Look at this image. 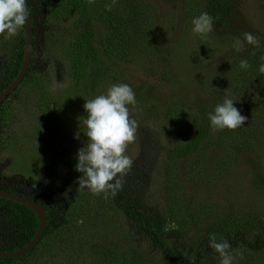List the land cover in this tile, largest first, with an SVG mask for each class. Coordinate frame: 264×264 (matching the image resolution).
<instances>
[{
	"label": "rangeland",
	"instance_id": "374dc122",
	"mask_svg": "<svg viewBox=\"0 0 264 264\" xmlns=\"http://www.w3.org/2000/svg\"><path fill=\"white\" fill-rule=\"evenodd\" d=\"M145 1L156 8L155 38L160 40V45L148 55L131 54L124 62L107 61L104 79L101 77L94 92L87 91L85 82H78L72 75V71L80 70L76 51L69 47L71 53L68 56L64 53L65 45L72 40L66 33L73 34L71 20L66 17L56 20L55 26L48 24L50 30L45 31V36L53 33L39 56L38 74L29 76L28 73L23 86L7 102L13 119L9 133L0 136V171L9 182L33 187L43 177V171H47V165H43L46 161L54 157L76 159L77 150L86 140L79 132V120L86 116L83 108L86 100L105 94L111 85L129 84L138 101L132 115L139 127L136 141L129 144L125 153L133 164L124 179L131 181L154 211L161 212L172 204L178 216H192L193 219L190 217L186 222L189 237L181 239V247L188 248L195 229L221 221L244 229L247 225L243 223L248 219L264 221V184L256 182V172L264 181L263 111L260 120L253 117L255 140L248 150L231 157L220 149L205 152L209 158L199 163L208 172L204 183V177L198 176L196 170L186 172L190 157L172 160L174 179L180 183L179 193H175L165 169V156L179 137L176 127L182 121H200L199 106L206 107L205 114H209L216 107L215 99L220 103L225 98L239 100L235 102L237 107L254 98L257 87L249 84L250 79L243 75L240 62L247 60L255 50L264 52V3L230 0L238 20L225 28L214 25L213 33L205 38L192 32V19L199 15L203 0ZM245 32L259 38L261 47L246 45L245 50L237 54L233 45L236 39H243ZM104 37L105 33L101 41L95 42L101 52L107 49ZM11 39L15 36L5 39L0 35V66L11 60ZM54 82L62 85L56 91L51 88ZM247 109L250 112L248 106ZM80 127L83 128L82 123ZM78 132L79 139L76 138ZM47 148L50 156L44 155ZM99 214H102V223L108 225L115 217V227L121 226L127 232L130 245L138 253L147 254L156 264L162 262L110 204L99 209ZM172 239L169 237L170 243ZM174 246L180 248L177 241ZM206 250L212 252L210 248ZM245 251L242 248L231 252L236 258L235 264H244V258H248L244 257ZM187 257L193 258V254L187 253ZM61 259L60 256L47 257L40 264H63ZM196 264H218V257L208 263L198 260Z\"/></svg>",
	"mask_w": 264,
	"mask_h": 264
},
{
	"label": "trees",
	"instance_id": "16d2710c",
	"mask_svg": "<svg viewBox=\"0 0 264 264\" xmlns=\"http://www.w3.org/2000/svg\"><path fill=\"white\" fill-rule=\"evenodd\" d=\"M258 1L264 3V0ZM26 2L33 35L29 76L38 74L39 56L47 38L52 36L53 32L45 36V31L50 30L48 24L55 26L56 20L66 17L72 22L73 34L66 32L72 40L65 45L64 53L67 56L71 53L69 47L76 51L80 70L72 71V75L78 82L84 81L85 89L89 92L96 90L101 77L104 79L107 61L124 62L131 54L148 55L160 45V40L155 38L156 8L145 0H95L94 4H89L88 0ZM201 12H208L214 17V25L224 28L238 20L235 6L230 0H203L199 14ZM104 33L107 49L101 52L95 42L101 41ZM10 41L13 43L9 49L11 60L0 66L4 70L0 72V93L15 81L21 70L25 50L24 26L15 39ZM247 61L249 67L244 69L243 75L249 77V84L253 88H257L254 98L237 106L248 118L244 126L236 130H214L209 126L206 107L199 106L200 121H182L176 127L179 137L171 152L165 156L166 175L175 193H179L180 183L174 179L176 172L173 159L190 157L186 172L196 170L198 176L204 177V183L208 172L199 163L209 158L205 152L220 149L231 157L248 150L251 141L255 140L254 118L260 120L264 112V73L259 72L260 65L264 64V52L255 50ZM26 77L15 92L23 86L28 79ZM78 92L83 93L80 90ZM219 103L216 99L213 102L215 106ZM12 119L9 107L1 104L0 136L9 131ZM47 134L49 131L46 132V139ZM47 149L44 155L50 156L51 152ZM75 163V157H54L50 162L46 161L43 165H47V171H43V177L33 187L9 182L3 171H0V191H10L39 203L44 206L46 214L45 230L40 242L24 256L0 259V264H40L47 257L59 256L63 264H156L150 256L138 253L130 245L127 232L121 226L119 229L115 227V217L109 225L102 223L99 209L107 204L136 229V234L148 244L150 252L159 255L162 261L160 264H196L198 260L208 263L218 257L210 247V241L215 239L216 242H222L223 238L229 241L231 252L242 248L246 250L244 257L248 258H244V264H264V221L248 219L243 223L247 225L244 229L238 225H225V221L198 228L195 229L189 247L182 248L181 239L189 237L186 222L192 216H178L172 204L161 212L154 211L129 179H124V187L115 197L109 195L105 198L103 193L93 195L86 189L81 190L77 184L81 174L75 171ZM256 175L257 185H263L261 175L258 172ZM177 216L182 219L181 222ZM37 228V217L29 208L0 198V252H14L24 248L36 235ZM169 237L173 238L171 243ZM175 241L179 243V249L174 246ZM206 247L212 252L206 250ZM187 253L193 254V258L187 257Z\"/></svg>",
	"mask_w": 264,
	"mask_h": 264
},
{
	"label": "clouds",
	"instance_id": "9594fccd",
	"mask_svg": "<svg viewBox=\"0 0 264 264\" xmlns=\"http://www.w3.org/2000/svg\"><path fill=\"white\" fill-rule=\"evenodd\" d=\"M88 3L94 4L95 0H88ZM28 19L26 0H0V35L5 39L16 36ZM213 31L214 17L208 12H201L192 19L194 34L206 38ZM261 43L252 33L245 32L243 39H236L233 50L239 54L246 45L260 48ZM240 67L247 69L248 61L241 60ZM259 72L264 73V64L260 65ZM61 86L54 82L51 88L56 91ZM237 101L225 98L217 104L214 111L208 114L209 126L217 131L236 130L244 126L248 118L235 106ZM137 104L133 88L126 83L111 85L105 94L84 103L86 116L82 121L79 120V132L83 133L86 140L83 147L77 150L74 165L75 171L81 174L77 179L81 190L86 189L93 195L103 193L107 198L109 195L115 197L123 189L124 177L133 164V160L125 153L129 144L137 139L139 122L132 115ZM210 247L218 254V264H235L236 258L231 254L227 239L223 238L222 242L213 239Z\"/></svg>",
	"mask_w": 264,
	"mask_h": 264
},
{
	"label": "water",
	"instance_id": "95a60500",
	"mask_svg": "<svg viewBox=\"0 0 264 264\" xmlns=\"http://www.w3.org/2000/svg\"><path fill=\"white\" fill-rule=\"evenodd\" d=\"M26 9L29 14L27 2H26ZM24 31H25V50H24V59L22 62L21 70L15 81L8 88H6L4 92L0 94V107L3 101L21 85L24 78L29 72V66L31 62V52H32V38H33L30 15H29V19L26 20V23L24 25ZM0 198L15 201L19 204L26 206L36 215L38 220L37 233L32 239V241H30L24 248L14 252H0V259H16L30 252L42 239L45 230V223H46L45 208L43 205L39 203L31 201L30 199L23 197L22 195L14 194L13 192L10 191H0Z\"/></svg>",
	"mask_w": 264,
	"mask_h": 264
},
{
	"label": "flooded vegetation",
	"instance_id": "af4514ba",
	"mask_svg": "<svg viewBox=\"0 0 264 264\" xmlns=\"http://www.w3.org/2000/svg\"><path fill=\"white\" fill-rule=\"evenodd\" d=\"M0 72L1 73H3L4 72V70L3 69H0ZM1 94V93H0ZM15 94V92H13L11 95H9L4 101H3V103H2V105L4 104V106H8V104H7V102L9 101V99H10V97L11 96H13ZM9 107V106H8ZM9 112H11L10 111V107H9ZM4 175L6 176V174L4 173ZM6 178H7V176H6ZM21 184H25V185H27L26 183H21ZM21 184H16V185H21ZM22 186V185H21Z\"/></svg>",
	"mask_w": 264,
	"mask_h": 264
}]
</instances>
